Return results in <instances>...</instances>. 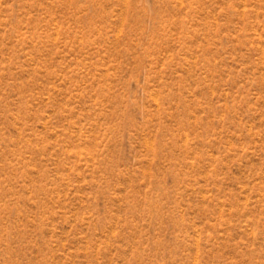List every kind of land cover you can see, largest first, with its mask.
<instances>
[{"label":"rangeland","instance_id":"374dc122","mask_svg":"<svg viewBox=\"0 0 264 264\" xmlns=\"http://www.w3.org/2000/svg\"><path fill=\"white\" fill-rule=\"evenodd\" d=\"M0 264H264V0H0Z\"/></svg>","mask_w":264,"mask_h":264}]
</instances>
